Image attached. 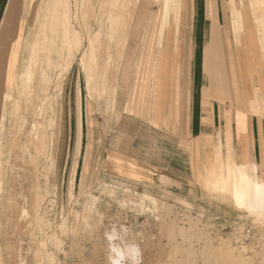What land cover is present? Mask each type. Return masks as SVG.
I'll return each instance as SVG.
<instances>
[{
  "label": "rangeland",
  "instance_id": "1",
  "mask_svg": "<svg viewBox=\"0 0 264 264\" xmlns=\"http://www.w3.org/2000/svg\"><path fill=\"white\" fill-rule=\"evenodd\" d=\"M12 1L15 4L14 10L7 18V33L0 46V86L4 85L6 92L11 91L13 95L10 102L8 100L4 121L6 125H0L2 263L264 264L263 219L255 220L250 215L240 216L230 204L205 196L199 179L203 173L204 153L195 146L194 139L189 138L188 131L184 129L186 112L183 105V82H180L179 77L176 79L177 103L165 110L164 125L161 127L142 115L140 107L133 100L139 93L142 80L146 83L139 95L145 99L154 97L155 83L161 81L156 67H161V63L167 66L166 61H162V55L164 59L167 57L169 45L155 44L152 49L145 51L144 41L149 21L156 16L162 21V0L154 7L156 10L152 11L149 21L139 17L144 0H141L140 5V0H51L50 12L45 6L49 0H37L38 16L50 26L52 15L58 11L53 24L55 47L50 58L44 55L43 66L48 78H43L38 72L34 79V101L39 104L37 111L40 112H35L37 115L33 110L28 112L27 105L24 110L30 114H26V118H21V121L14 116V101L20 97L24 88L20 75L29 57L34 40L31 32L35 26L30 19L32 6L28 11L27 0H11L10 4ZM31 1L34 5L36 0ZM148 1L153 9L156 0ZM206 1L207 13L212 18L215 16L214 10H217L215 0ZM231 1L219 2L230 39H233L237 50H244L245 58L250 56L259 64L260 71L256 73L261 80L256 84L259 87L255 88V99L247 106L255 113L253 106L264 104V6H261V14L258 16L259 13L255 12L249 0H244L243 10L250 30L247 27L246 31H239L241 35L244 34L240 36L239 32L229 29V21L233 22ZM237 3L241 6V0H237ZM16 5L21 8L23 16L19 18V35L11 44L13 47L19 40L20 48L10 53L12 56L9 54L5 80L2 81L3 53L10 37V22L18 10ZM138 5L136 22L139 19L142 22L134 26ZM43 7L50 15H47L50 21L46 19ZM190 10L191 1L182 0V22L184 14ZM41 15H45V20ZM254 17H258V23ZM63 30L70 41V56L66 54L61 59L59 46L63 42ZM250 34L253 35L256 57L246 47L252 39ZM29 37L31 41H28ZM218 40L221 42L220 38ZM153 50L155 55L156 52L162 54L159 60L156 56L151 58L149 73L151 69L154 71V77L151 76L154 88L146 92L144 89L149 80L142 76L141 61L146 52ZM234 54L230 52L232 71L235 67ZM72 57V65L62 74L63 64L68 62L66 58L69 60ZM223 57L224 53L221 52L220 56L213 59L221 62L219 72L222 69L224 72ZM219 72L216 67L213 68L215 83ZM14 78L19 89L15 86ZM24 95L28 96L27 92ZM25 97L23 99H27ZM41 105L46 109L42 106V111ZM262 105L261 109L264 108ZM261 113L256 112V115L264 117V112ZM34 117L35 122H40L36 127L32 125ZM138 124L148 128L149 136L144 135L148 137H142L143 144H140L144 149L147 146L150 149V167L160 166L159 170L151 169L148 177L140 175V172L138 175L132 174L131 168L127 166L130 158L125 152L131 153L133 148H138L136 139H141H132V130ZM221 130L219 125L209 142H220L223 158ZM121 135L123 137H119ZM29 136L34 139L27 140ZM218 146L216 150L208 146L207 164L214 161V150L216 152ZM190 165L195 167L190 169ZM222 245L225 246L223 250L220 247ZM226 249L232 252L235 250L233 256L236 259L239 257L237 261L233 256L229 258ZM221 251L222 257L219 254Z\"/></svg>",
  "mask_w": 264,
  "mask_h": 264
},
{
  "label": "crops",
  "instance_id": "2",
  "mask_svg": "<svg viewBox=\"0 0 264 264\" xmlns=\"http://www.w3.org/2000/svg\"><path fill=\"white\" fill-rule=\"evenodd\" d=\"M7 1L9 2L10 0ZM190 1L192 10L184 14V22H182L181 0L180 11H177L174 17L175 21H173L174 23L176 22L173 24L176 27L173 28L174 38L167 41L161 37L164 21L163 4L161 3L163 11L162 21L160 22L157 16L155 19L149 21L152 11L156 9H152V4L148 0L143 1L144 7L141 14L139 13V17H142V19L147 18L150 24L147 35L144 38L145 51L152 49L155 44L163 45L168 43L169 53L165 59L164 55H162V61H166L167 66L164 67L161 63V67H156L161 81L155 83V96L145 99V97L143 98V96L139 95L140 89L146 83V81L142 80V83L139 85V93L134 96L136 99L134 98L133 100L140 107L142 115L146 116L149 121H153L154 125L157 124L161 127L164 125L163 114L165 110L176 106L177 103L176 79L179 77L180 82H183V92L185 93L183 105L186 112V126L184 129L188 131V137L194 139L195 146H198L201 153H204L202 155L204 164L201 168L203 173L199 179L201 180L200 183L202 184L205 196L208 197L209 175L215 172L219 173L221 162H224V167L229 168H234V165L238 167V161L243 162L244 169L246 171L250 170L251 173H253V170L250 169L249 163L260 162L262 163L264 172V117L257 116L256 113L249 110V107L247 108L249 103L255 99V87H259L256 84L261 79L259 78V74L256 73L258 70L260 71L258 61L252 60L250 56L245 58L244 50H239L238 48V51L233 44V39H230L229 30L225 27L224 23L226 22L223 23V16L219 9V2L222 4L223 0H215L217 10H214L215 16L212 18L207 13L206 0ZM139 5L134 22H136ZM232 7V21L234 22V6L232 5ZM237 7H239L238 3ZM141 22L139 19L134 26L141 24ZM233 22L230 23L229 21V29L231 31H234ZM219 38L221 42H219ZM221 52L224 53V72L223 69L219 72L218 66H220L219 63L221 62L213 60L220 56ZM230 52L235 53V58L233 59L235 67L233 71L230 65ZM161 54L156 52L155 55L154 50L146 52L141 61L143 66L141 71L142 76L147 81L149 80L144 89L146 92L154 88L151 78L154 71L151 69L149 73V63L151 62V58H153L152 56H156L159 60ZM181 61H183L182 66ZM215 67L217 72H219V78L216 83L213 76V68ZM166 78L168 79V83L165 82ZM179 87L181 89L182 84ZM146 106L147 109H144ZM259 107L257 105L253 106V108ZM125 122L127 125V121ZM138 125L132 130V134L134 135L132 139L134 137H140L141 139H136V142L139 143L137 145L138 148H133L131 153L125 152L130 158L127 161V166L131 168L132 174L138 175V172H140V175L143 174L148 177L151 169L154 171L159 170L160 166L150 167L149 163L152 160L148 156L150 149L148 146L144 149V146L141 145L143 144V140L149 136L148 128H145L142 124ZM219 125L222 129L223 158L220 151V142L217 144L214 141L209 142L211 140L210 136L215 134ZM144 135L148 136L144 137ZM119 137H123V135ZM157 145L159 144L157 143ZM208 146H213L215 150V147L218 146L216 154L214 150V161L209 164H207ZM193 167L195 165H190L189 168L193 169Z\"/></svg>",
  "mask_w": 264,
  "mask_h": 264
},
{
  "label": "bare ground",
  "instance_id": "3",
  "mask_svg": "<svg viewBox=\"0 0 264 264\" xmlns=\"http://www.w3.org/2000/svg\"><path fill=\"white\" fill-rule=\"evenodd\" d=\"M11 1V0H10ZM10 1L8 2L7 0H0V46L3 45V39L5 38V35L7 33V29L6 28V25L9 24V22H7V18L10 17L12 11L14 10V1H12V4H10ZM50 1H47V4L45 6L46 7V10L48 12H50ZM130 1V0H129ZM135 1V0H134ZM137 1V0H136ZM161 0H156L155 1V4L153 6V10H154V7H157L159 5ZM28 4H27V10L29 11L30 9V6H32V9L30 10L31 12V15H30V19H31V22L33 23V25L35 26V28H33L34 30L31 32V34L33 35L34 37V40L32 42V45H31V48L29 50V57H28V60L27 62L23 65L24 67V70L21 74L20 72V77H22L23 79V83H24V88L23 91L21 90V95L20 97L14 101L15 103V115L14 116H17V118L19 117V121H21L20 119L21 118H26V114L28 113H25L26 110H24V108H26V106L28 105V110H33L32 112L35 113V112H40L37 111V109H39V107H37V104L36 101H34L35 99V96H36V88L35 85L36 83L34 84V79H36L35 75L36 73H41V75H43V78H45V76L47 77V74L45 75V67L43 66L44 63H45V59H44V55L46 54L49 58H50V55L52 53V51H54V47H55V26L53 25L54 24V21H55V15L58 13V11H56L55 9V14L52 15V24L51 26L49 25L48 22L46 21H41L39 16H38V7H37V0L35 1L34 5H32V1L31 0H27ZM140 2V1H139ZM138 2V3H139ZM244 0H241V6L237 7V0H232V5L234 6V22H233V28H234V31L236 32H239V31H246L249 23H248V20L246 19V16L244 14V10H243V7H244ZM163 4V7H164V21H163V25H162V31H161V37L162 39H165V41L169 40V39H173V28L175 27L173 24H175L173 21L174 20V17L177 13V11H180V8H181V0H162L161 2ZM249 3L251 4V6H253L252 8L255 9V12L259 13L258 16L261 14L260 13V9H261V6L263 5L264 6V0H249ZM14 4V5H13ZM249 4V5H250ZM65 6V4H64ZM41 7V5H40ZM16 8H17V5H16ZM44 8V7H43ZM65 8V7H64ZM18 10L15 12V14L13 15L14 17L12 18L11 22H10V25H11V30H10V37L8 39V41L6 42V50H4V57H3V63H4V67L3 68V73H2V81L5 80V66L8 62V57L13 54V52L15 50H17V48H20L19 46V43L20 41L17 40L15 45L12 47V41L14 39H16V37H18L19 35V32H20V24H19V18H21V16H23L22 14V10L21 8H17ZM156 9V8H155ZM246 9V8H245ZM16 10V9H15ZM43 10V12L45 11L46 13V19L50 21V19H48V17L50 16L47 11ZM65 11V10H63ZM108 11V10H107ZM264 11V10H263ZM67 12V11H66ZM102 12V11H101ZM254 12V11H253ZM29 13V12H28ZM264 13V12H262ZM44 14V13H43ZM51 14V13H50ZM65 14V13H64ZM255 14V13H254ZM47 15H49L47 17ZM67 15V14H66ZM65 15V17H66ZM42 16V15H41ZM64 16V15H63ZM178 16V15H177ZM264 17V16H263ZM42 18H44L45 20V15L44 17L42 16ZM255 18V17H254ZM258 18V17H257ZM255 18L254 20L256 21ZM22 19V18H21ZM180 19V18H179ZM63 20V19H62ZM260 20V19H259ZM258 20V21H259ZM262 20V19H261ZM263 21H264V18H263ZM63 22H65V20H63ZM257 22V21H256ZM6 23V24H5ZM66 23V22H65ZM258 23V22H257ZM256 23V25H257ZM262 23V22H261ZM263 24V23H262ZM66 25V24H65ZM259 25V24H258ZM257 25V26H258ZM264 25V24H263ZM50 26V28H49ZM67 26V25H66ZM63 28V27H62ZM176 28V27H175ZM249 28V27H248ZM258 28V27H257ZM65 29V28H63ZM67 30V29H66ZM65 30V31H66ZM161 30V29H160ZM175 30V29H174ZM247 30H250L247 29ZM258 31L261 32V29L258 28L257 29ZM264 30V29H263ZM176 32V31H175ZM249 32V31H248ZM243 33V32H242ZM264 33V32H263ZM176 34V33H175ZM240 34V32H239ZM259 34V33H258ZM28 35V34H27ZM244 35V34H243ZM240 34V36H243ZM261 35V34H260ZM144 36V35H143ZM237 36V34H236ZM250 36L252 37V39L250 38V44L247 45V49H250L253 53V55L256 57V48H254L253 46V35L250 34ZM27 37V36H26ZM31 37V36H30ZM29 37V39H30ZM62 44L61 46H59V52L61 55H59L62 59L63 56H70L69 54V48H70V41L68 40L67 38V34L66 32H64L63 30V34H62ZM177 37V36H176ZM119 38V37H118ZM121 38V37H120ZM144 38V37H143ZM262 38V37H261ZM239 39V38H238ZM237 39V40H238ZM28 41H31L28 40ZM92 41V40H91ZM90 41V42H91ZM100 41L101 39H99V44H100ZM171 41V40H170ZM239 41V40H238ZM237 41V43H238ZM23 43V42H22ZM120 43V42H119ZM241 43V42H240ZM29 44V43H27ZM124 44V43H123ZM168 44V43H167ZM239 44V43H238ZM96 45H97V41H96ZM119 45V44H118ZM121 45V44H120ZM119 45V46H120ZM162 45V44H161ZM29 46V45H28ZM27 46V48H28ZM98 46V45H97ZM96 46V47H97ZM95 47V48H96ZM99 47V46H98ZM97 47V48H98ZM117 47V45H116ZM124 48V47H123ZM100 49V48H99ZM118 50V49H117ZM22 51V50H21ZM28 51V50H27ZM119 51V50H118ZM116 51V52H118ZM58 52V53H59ZM120 52V51H119ZM11 53V54H10ZM10 54V55H9ZM15 54V53H14ZM45 55V57H46ZM12 56V55H11ZM24 56V55H23ZM26 56V55H25ZM24 56V57H25ZM47 57V58H48ZM58 57V58H60ZM120 57V56H119ZM10 59H13L12 57ZM68 62L66 61H63L65 64H63V69H62V74H64L65 72L68 71V69L70 68V66L72 65V60L74 59V57H72L71 59L68 60V58H66ZM103 59V58H102ZM14 60V59H13ZM60 60V59H59ZM58 60V61H59ZM61 61V60H60ZM47 62V61H46ZM48 63V62H47ZM46 63V64H47ZM60 65V63H59ZM61 65H62V62H61ZM47 66V65H46ZM8 67V66H7ZM48 67V66H47ZM46 67V69H47ZM49 68V67H48ZM62 68V66H61ZM122 68V67H121ZM58 69V68H57ZM48 70V69H47ZM8 71V69H7ZM18 73V72H17ZM7 74V73H6ZM14 74V73H12ZM61 74V75H62ZM58 76V75H57ZM18 78V76H17ZM41 77V79H43ZM48 78V77H47ZM15 79V83L17 82L16 81V78ZM50 79V78H49ZM10 80V78H9ZM44 80V79H43ZM42 80V81H43ZM46 80V79H45ZM7 81V79H6ZM19 81V80H18ZM37 81V80H36ZM40 81V80H38ZM40 82V83H43V82ZM56 81V80H55ZM47 82V81H46ZM8 83V81H7ZM6 83V84H7ZM13 83V82H12ZM39 83V82H38ZM58 83V82H57ZM14 84V83H13ZM52 83H50V86H51ZM46 85V84H45ZM10 87V85H8ZM14 86V85H13ZM15 86H17L18 88V83L15 84ZM21 86V84H20ZM43 86V85H41ZM7 87V86H6ZM7 87V88H9ZM11 88V87H10ZM42 88V87H41ZM51 88V87H50ZM256 88V87H255ZM19 89V88H18ZM45 89V88H44ZM41 90V89H40ZM259 90V89H258ZM258 90H256L258 92ZM0 91L1 93H3V97L0 98V125L4 126V121L6 120L5 118L7 117V107H8V104L10 102L9 99H11V97L13 95L6 92L5 90V87L4 85L0 86ZM27 92V95L25 97V93ZM43 92V91H42ZM0 93V95H1ZM14 93V92H12ZM35 95V96H34ZM38 96V95H37ZM27 98L28 101H26L27 99H23V98ZM45 97V96H44ZM42 96V98H44ZM257 97V96H256ZM14 98V97H13ZM38 98V97H37ZM41 98V97H40ZM39 98V99H40ZM49 99V97H48ZM9 100V102H8ZM36 100V99H35ZM8 102V103H7ZM27 102V104H26ZM46 103V101H44ZM254 102V101H253ZM51 103V102H49ZM261 102L259 101V104ZM44 104V103H43ZM254 104V103H253ZM262 105V103H261ZM260 105V106H261ZM264 105V104H263ZM262 105V106H263ZM31 106L33 107L32 109H29L31 108ZM43 105H41L42 107ZM251 106H253L251 104ZM44 107V106H43ZM41 108L44 109V108ZM13 108V107H12ZM46 109V108H45ZM43 111V110H42ZM253 111H256V112H263L264 111V108L261 109L260 107L259 108H254ZM12 112V111H11ZM10 112V113H11ZM29 112V111H28ZM255 112V113H256ZM32 113V114H33ZM42 113V112H41ZM45 113V112H43ZM254 113V112H253ZM30 114V113H29ZM28 114V115H29ZM36 114V113H35ZM34 114V115H35ZM47 114V113H46ZM46 114H43V115H46ZM262 114V113H261ZM13 115V113H12ZM37 115V114H36ZM35 115V116H36ZM43 115H40V117ZM38 117V116H36ZM41 119H44V117ZM12 118V117H11ZM23 118V119H24ZM30 118V117H29ZM14 119V118H13ZM22 119V120H23ZM37 119V118H36ZM39 119V117H38ZM41 119L39 121H41ZM14 121V120H13ZM18 121V122H19ZM23 121H26L23 120ZM33 121L35 122V117L33 119ZM44 121V120H43ZM42 121V122H43ZM17 122V123H18ZM32 122V125L33 127L37 124V123H40L38 121H36L35 123ZM34 123V124H33ZM19 124V123H18ZM16 125V124H15ZM39 126V124H38ZM16 127V126H15ZM36 127V126H35ZM2 129V127H1ZM0 129V130H1ZM30 129V128H29ZM38 129V127H37ZM4 130V129H3ZM2 130V131H3ZM20 131V130H19ZM31 131V130H30ZM36 131V129H35ZM34 131V132H35ZM1 133V132H0ZM4 133V131H3ZM23 133V132H22ZM33 133V131H32ZM2 134V133H1ZM31 134V132H30ZM29 134V135H30ZM37 134V133H36ZM35 134V135H36ZM33 135V134H32ZM2 136V135H0ZM4 136V135H3ZM34 136V135H33ZM33 136H29V139L27 137V140H30L31 138L30 137H33ZM20 137V135H19ZM18 139V138H16ZM20 139V138H19ZM34 139V138H33ZM31 139V140H33ZM17 143H15V145L17 146L18 145V140H16ZM15 141V142H16ZM2 144V143H1ZM3 145V144H2ZM1 145V146H2ZM46 153V152H45ZM216 154V152H215ZM215 154H214V158H215ZM44 155V154H43ZM227 160V159H226ZM212 162V161H211ZM2 163V162H1ZM224 163V162H223ZM221 162L220 166L221 168L219 169V173H211L209 175V181H208V198H218L228 204H230L236 211L237 213L240 215V216H251L253 217L255 220H258V219H263V224H264V172H263V168H262V163L260 162H256V163H249L250 164V169L253 170V173L250 172V170L246 171L244 169V166H243V162H239L238 161V167H235L234 165V168H229V167H224V164ZM227 164V163H226ZM263 165H264V162H263ZM227 166V165H226ZM4 167V165H3ZM223 167V168H222ZM255 170V171H254ZM2 172V171H1ZM258 173H260V175H258ZM5 174V173H4ZM3 175V174H2ZM4 177V175H3ZM31 177V176H30ZM5 178V177H4ZM4 180V179H3ZM6 180V179H5ZM3 182V181H2ZM32 182V180H31ZM34 184V183H33ZM33 186V185H32ZM1 187V186H0ZM11 198V197H10ZM2 200V199H1ZM11 200V199H10ZM15 201V200H14ZM1 202V201H0ZM2 203V202H1ZM1 205V204H0ZM11 206V205H9ZM251 210V211H250ZM255 213V214H253ZM6 214V213H5ZM7 217V216H6ZM8 222V221H7ZM9 224V223H8ZM14 224V223H13ZM224 241V239H223ZM226 241V240H225ZM230 243V242H229ZM227 244V243H225ZM221 249L223 250V248H225L224 245L220 246ZM232 247V246H231ZM230 247V248H231ZM235 249V248H234ZM233 249V252H235V250ZM222 252V251H221ZM219 253L220 256L222 257L223 255V252L222 253ZM225 252L227 253V255L229 256V258H231V256H233V252L232 250L230 249H226ZM236 253V252H235ZM245 253V252H244ZM227 256V257H228ZM237 256V255H236ZM234 257V256H233ZM238 257V256H237ZM239 258V257H238ZM237 258V259H238ZM234 259H236L234 257ZM236 259V261H237ZM223 261V260H222ZM245 261V258L243 260V263ZM2 255H1V251H0V264H3L2 263ZM233 262H231L232 264ZM235 263V262H234ZM226 264V263H224ZM228 264V263H227Z\"/></svg>",
  "mask_w": 264,
  "mask_h": 264
},
{
  "label": "clouds",
  "instance_id": "4",
  "mask_svg": "<svg viewBox=\"0 0 264 264\" xmlns=\"http://www.w3.org/2000/svg\"><path fill=\"white\" fill-rule=\"evenodd\" d=\"M251 211V210H250ZM253 214H255V213H253Z\"/></svg>",
  "mask_w": 264,
  "mask_h": 264
}]
</instances>
